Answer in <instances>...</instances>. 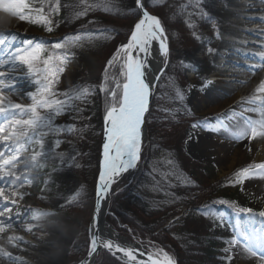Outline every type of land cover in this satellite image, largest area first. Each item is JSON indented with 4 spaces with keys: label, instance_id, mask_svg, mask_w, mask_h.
<instances>
[{
    "label": "snow or ice",
    "instance_id": "snow-or-ice-1",
    "mask_svg": "<svg viewBox=\"0 0 264 264\" xmlns=\"http://www.w3.org/2000/svg\"><path fill=\"white\" fill-rule=\"evenodd\" d=\"M201 2L202 0H197L198 5ZM134 3L133 11L138 19L130 30L127 42L120 44L107 60L99 87V91L105 94L106 142L103 144L96 208L89 227L87 257L80 261V264H96V258L102 253L121 260L122 264H176V260L162 248L150 253L98 234L101 201L108 198L117 178L136 168L141 159L142 128L146 122V114L149 113L152 96L149 61L153 57V44H158L155 51L163 57L165 66L170 56L168 34L161 18L147 10L145 0H134ZM61 8V0H36V3L32 0H0V13L3 14L0 15V235L15 228H22L35 235L34 229L42 230L43 226L27 223L29 219L41 221L58 215L55 212L30 208L25 209L23 213L17 211L13 214L12 208L31 195L29 192L20 191L36 178L30 177L28 173L34 169L41 170L50 162L65 164L64 154L57 155L55 151L60 147L61 140L55 139L51 144H46L47 137L50 134L58 136L64 132L72 133L76 129L74 125L67 128L56 126L55 118L66 111H78L76 102L87 101L96 91L89 87H80L64 93H58L56 90L60 75L67 70L71 62L70 56L75 55L69 50L91 43L95 38L94 33L86 31L66 36L52 45L53 50L60 51L51 53H48L46 45L42 42L27 40L23 42V46H15L13 40L8 39V34L13 31V21L43 25L46 31L52 32L53 16L58 14ZM72 10L73 19H80L95 10L106 13L118 11V6L115 0H78ZM199 14L212 19L203 9H199ZM108 31L99 30V34L108 39ZM260 47L264 48V44ZM212 51L209 49V52ZM252 55L259 57V63L250 66L251 70H264V50ZM21 66L34 77L37 85L35 91L27 93L31 99L28 104L18 103L11 96L19 82L18 74H22ZM212 83L211 80L206 81L205 87H210ZM177 95L181 93L178 91ZM60 96L63 98H59ZM240 104L248 105L244 112L256 113L257 118L245 116L244 112L236 113L235 109H232L227 116L219 114L215 118V124L206 117L203 121L192 124V128L204 127L211 132H219L222 129L228 131L234 143L247 141L245 147L251 152V142L264 139V79L258 83L251 96L241 98ZM221 116L224 118L221 119ZM236 116L243 117V120H236L231 126L225 124L224 120H235ZM25 153L30 155L26 156ZM69 159L74 161L76 157L71 156ZM253 178L264 179V160L253 161L235 170L227 178V184L235 187ZM48 183V180L44 181L45 185ZM184 183L194 182L185 179ZM80 197L81 192L76 191L60 208L78 204ZM216 203L228 205L237 215L246 214L251 225V230L243 226L235 227L232 237L225 241L227 246L222 251L226 264H233L237 260L240 264H264V228H256L253 224L257 216L264 218V209L257 212L251 207L238 206L236 202L227 199H219ZM179 219V216L176 217V220ZM49 223L66 230V226L58 220H49ZM260 223L264 224V219H261ZM4 238L12 248H20L22 244L39 247L22 235L8 234ZM36 239L42 240L43 237L36 236ZM0 257L8 259L10 264H22L21 257L15 256L8 248L0 247Z\"/></svg>",
    "mask_w": 264,
    "mask_h": 264
},
{
    "label": "rangeland",
    "instance_id": "rangeland-1",
    "mask_svg": "<svg viewBox=\"0 0 264 264\" xmlns=\"http://www.w3.org/2000/svg\"><path fill=\"white\" fill-rule=\"evenodd\" d=\"M32 2L36 3V0H32ZM145 2L147 10L151 14L160 17L163 21L168 34L170 56L167 65L165 66L164 64L163 71L156 82L155 90L149 105V113L146 114V136L144 147L141 152V159L135 171L132 172L130 179L124 181V183L114 185V190L108 202L109 207L106 214V222L114 228L116 233L128 239L131 243H141L144 247L146 246L148 251L155 252L156 249L162 247L153 243L151 239L154 235H157L160 231L158 237L161 236V233L169 227V224L176 221V217H182L192 208L190 205L187 208L185 206L179 207V215L175 216V219L172 218L168 221L164 227H161V230L155 232L156 234H152L149 239H140V229L143 227V224L140 220L141 218L139 219L138 217L142 215V213L137 210L138 204H132L130 199L127 202V207L123 211L121 205L119 207L114 206L112 200L115 198L113 196L118 191L133 183V178L139 166L141 164L142 166L146 164L147 166L145 168H147V170L145 172L148 171V176L150 175L151 177L158 178L159 182L161 180L166 181L164 178H166L165 176L167 175L177 178L173 181H167V183L164 182L166 185H185V179L194 182L188 183V185L192 184L193 187L197 189L195 194L192 196L189 195L188 197H179V199H177L180 200L179 203L182 202V199L192 202L193 205H196V209H198L197 212L199 213L194 217L193 221L190 220L191 224H189L191 226L189 225L188 228L190 234L183 238L182 241L189 242L192 238L190 236L193 235L191 232H195V230H201L203 234V225H208L211 220H208V218L206 219L207 215L201 210L210 205L217 209L218 213H216V216L210 213V215H214V222L212 221L211 223H215V225L212 230H209V234L211 233L210 235L217 240L220 238L226 241L234 234L235 227L243 226L251 230V225L248 223L249 217L246 214L237 215L231 207L228 205H221L216 203V201L219 199H227L230 202H236L238 206L251 207L257 212L264 209V188L259 186L258 178L247 180L243 185H237L235 187L227 184V178L230 177L235 170L256 161L262 150L255 151L251 145L252 151L249 152L247 147H245V145H247V143H245L246 141L237 143L241 145L242 152L238 163L232 171L226 174L221 172L220 164L217 158H215L216 156L211 155L212 148L205 144L203 139H200L197 132V130L202 132L207 129L204 127L192 128V124L203 121L206 118H200V121L197 122L191 120V117L195 115L198 116L199 114L190 103V95L192 92L194 93V85L191 79L192 75L186 70L185 64L182 63L181 60L177 61L174 59L177 50L197 49L203 43L200 38L193 39L195 29L197 30V28H200L203 20V16L199 14V9H202L201 3L198 5L197 0H145ZM157 4H159V6H154ZM0 15L3 14L0 13ZM133 20H135V17L129 20L120 19V17L113 19L109 18L108 21L114 26H123L125 30V27H130ZM11 27L13 31L8 34V39L13 40L15 46H23V42L27 40L42 42V39H56L63 35H54L52 32L46 31L43 25L30 24L27 22L14 21ZM196 37H199L197 32ZM211 43L215 46L217 42L212 41ZM113 47L114 44L104 49L99 47L97 55L93 57L90 55L88 59L84 58L81 62L74 56H70L71 62L68 64L67 70L60 75L59 82L56 85L58 93L69 92L76 88L83 87L81 83L84 76H87L88 73L95 76L100 75L103 63ZM100 49H102V52H100ZM21 73L22 74H18L19 82L16 85V91L13 92L11 96L12 99H18L21 103L28 104L31 103V99L28 97L27 93L35 91L37 85L34 82V77L28 74L26 68L23 66H21ZM228 80H230V78H228ZM230 82L233 84L235 83L233 81ZM178 91L181 95H177ZM59 98L62 99L63 96ZM104 101L105 99L103 100L105 105ZM92 102V96H90L87 101H77L78 111H66L55 118L54 124L56 126L67 128L68 126L74 125L76 129V131L72 133L64 132L58 136L50 134L47 137L46 144H51L55 139L61 140L60 147L55 151L57 155L60 153L64 154L65 164L60 165L58 161L50 162L45 168L41 170L34 169L31 173H28L27 175L30 177L36 178L32 180L31 184H27L24 188H21L20 191L29 192L31 195L26 196L23 200L18 202V206H13L12 208L13 214L17 211L23 213L25 209L29 208L44 210V208H49L47 204L48 200L54 201L51 209L47 211L58 213V215L49 217V219L53 220L56 218L61 224L66 226L67 232L62 256L60 257V264H80V262H76L78 260L77 257L85 253L83 250L84 231H87L88 241L90 239L89 227L96 207L99 172L102 170V150L100 152L101 155L99 154L101 156H99L100 160L97 162L98 157L95 160L97 164L94 166L93 164H87V161L90 162L92 159V150H88V155L87 149H84L80 143L91 145V148L95 146L94 138L96 136V128L91 130L89 139H86L78 132L80 126L77 122L89 121L90 116H88L87 112ZM245 107H248V105L240 106L236 109V112H244ZM244 115L254 117V113L251 112H244ZM207 118H209L213 124L216 123L215 117L207 116ZM223 118L224 117L221 119ZM224 122L227 123V119L224 120ZM220 132L221 131L217 133ZM189 137H191V139H189ZM146 152H149V161L145 159ZM25 154L30 155V153ZM71 156H75L76 159L74 161L70 160L69 158ZM179 160L184 166L182 168L184 169V173L181 169L183 176H180V171L178 169L180 166ZM169 161H171V163H169ZM142 168H144V166ZM95 176V187L92 188ZM45 180L49 181L47 185L44 184ZM42 188L44 191H41ZM76 191L81 192L79 203L64 209L60 208V205L64 204L66 200H69ZM156 191L157 190L153 188L146 187L145 190L141 191L142 197L140 195H138V197L143 199L141 201H151L150 198L155 200L159 195ZM141 201H139V203ZM171 203V201H168L167 205ZM261 219L264 218L257 216L253 221L256 228H264V224L260 223ZM30 222L31 219L27 221V223ZM134 232H136L137 237L134 235ZM37 233L36 230V234ZM6 234L8 235V233ZM9 234L22 235L32 243H36L37 241L33 234L27 233L22 228H15L11 230ZM40 234L43 233L40 232ZM172 238V240H166L168 241L166 243L168 249L173 253L162 249L176 260V264H181L174 255V252L177 250V244L174 243L175 238L173 236ZM21 247L24 246L21 245ZM86 257L87 254L84 259H86ZM99 258L100 257L96 258V263ZM22 264L30 263L27 262Z\"/></svg>",
    "mask_w": 264,
    "mask_h": 264
},
{
    "label": "bare ground",
    "instance_id": "bare-ground-1",
    "mask_svg": "<svg viewBox=\"0 0 264 264\" xmlns=\"http://www.w3.org/2000/svg\"><path fill=\"white\" fill-rule=\"evenodd\" d=\"M201 6L212 17V19H208V17L203 16L201 26L197 30L193 26L195 29L193 39L196 38L197 32L203 42L202 45L197 49L177 50L176 55H174V59L181 60L185 64L186 70L192 75L194 93L192 92L190 95V103L194 110L199 113L198 116L191 117V120L195 122L207 116L216 118L221 113L227 116L232 109L236 111L237 108L242 106L240 104L241 98L251 96L258 83L264 79V70L257 69L253 72L250 67L259 63V57L252 54L264 50L260 47L264 44V0H202ZM217 30L219 36H217ZM212 41L217 42L215 46L212 45ZM153 49V57L149 61L151 65L152 95L156 86L155 77L164 68L163 57L155 51L158 49V44L154 43ZM209 49L213 51L209 52ZM208 80L213 83L210 87H205V82ZM230 81L235 83L233 84ZM13 100L21 103L18 99ZM255 118H257L256 113H254L253 119ZM236 120L242 121L243 117L236 116L235 120L227 119L225 124L234 125ZM145 127L146 125H144ZM197 132L200 139H203L205 144L212 148L211 155L216 156L221 172L226 174L232 171L242 153L241 145L232 142L230 133L225 130H221L220 133L209 130H203L202 132L197 130ZM251 145L255 151L257 149L262 150L256 162L264 160V139L252 141ZM136 168L123 173L117 178L115 184H121L130 179ZM257 180L259 186L264 188V179L258 178ZM115 184L112 185L108 196L113 192ZM107 199L102 200L100 203L99 225L103 227V231L112 235L116 242L131 244L128 239L120 238L114 228L106 222L104 213L106 212L105 202ZM53 202V200H48L49 208H44V211L51 209ZM49 220L51 219L31 220L30 222L44 227H42V230L34 229L35 237H43L42 240L32 243L39 245V247L22 244L24 247L12 248L4 238L7 234L0 235V247L8 248L15 256L21 257L22 263L60 264L67 232L52 226ZM104 220L105 223H103ZM40 232L43 234H40ZM132 245L134 248H142L150 252L141 243H132ZM7 261L9 260L0 257V264L10 263V261ZM233 264H240V261H234Z\"/></svg>",
    "mask_w": 264,
    "mask_h": 264
},
{
    "label": "trees",
    "instance_id": "trees-1",
    "mask_svg": "<svg viewBox=\"0 0 264 264\" xmlns=\"http://www.w3.org/2000/svg\"><path fill=\"white\" fill-rule=\"evenodd\" d=\"M77 3L78 0H61L62 8L58 14L53 16L54 24L52 33L54 35H63L57 37L56 39H42V43L46 45L48 53H51L53 51L59 52L60 50L52 49V45H54L56 42L63 40V38L66 36H73L78 33L90 31L95 34V38L91 41V43L85 44L84 47H75L69 50L70 52L75 53L74 57L80 62L84 58L88 59L90 55L92 57L94 55H97V53L99 52V47H102L104 49L107 47H111V45L114 44L113 49L110 51V54H108L107 59L103 63V66L101 68L102 72L100 73V75L95 76L88 73L87 76H84V79L81 83L83 87L89 86V88L96 90L95 94L92 95V105L89 107V110L87 112L88 116H90L89 121L77 122L80 126L78 128V132H80V135L86 139H89L91 130H93V128H96V136L94 138L95 146H92L91 148V145L80 143V145L84 149H87L88 155V150H92V159L90 158L91 161H87V164H93L94 166L95 164H97L95 161L97 157V162L100 160V152L102 150L103 142V124L106 105H104L103 103L105 94L99 91V87L102 82L103 69L107 60L111 58L117 47L120 44L127 42L130 30L132 29L135 20L138 19V16L133 11L135 8L134 0H115L116 5L118 6V11L106 13L100 10H95L90 12L87 17L73 19L72 6ZM118 15L120 19L129 20L135 17V20L132 21L130 27H125L124 30L123 26H114L108 21L109 18H119ZM89 21H94V23H90ZM103 29L109 30L106 35L110 38L106 39L103 35L99 34V30ZM98 44H101L102 46H99ZM100 52H102V49H100ZM145 157V159L149 161V152L145 153ZM179 164L180 166L178 169L180 171V176H183V174L181 173V169L184 166L181 164L180 160ZM143 166L144 168H142ZM143 166L142 164L139 166V169L133 178V183L127 185L128 187L118 191L113 196L115 198L112 200L113 205L117 207L121 205V209L123 211L127 207V202L130 199V202H132V204H138L137 210L142 213V215H139L138 217L139 219L141 218L140 220L143 224V227H141L140 229L139 238L142 240H145L147 238L149 239L152 234H156L155 232L161 230V227H164L168 221L179 215V207L185 206L187 208L190 205L192 206V208H190L182 217H180L179 220L170 223L169 227H167L166 230L161 233V236L158 237V233H160L159 231L157 235H154L153 238L151 237V240L153 241V243L157 244L159 247H162L164 250L173 253L170 249H168L166 243L169 240H172L173 236L175 238L174 243L177 244V250L174 252V255L177 257L178 261H180L179 263L181 264H226V261L223 259L224 253L222 251V249L227 246L225 244V240L220 238H218L217 240L212 235H210L211 233L209 234V230H212L214 228L215 223L213 224L211 222L214 220L213 217L214 215L216 216L218 210L211 205L203 208L201 211L205 214L207 213L206 219L208 218V220H211V222L206 226L203 225V234L201 230H195V232H191L193 235L190 236L192 238L189 242L182 241L183 238L187 237L190 234L188 232L189 225L191 224L190 220L193 221L194 217H196L199 213L197 212L198 209H196V205H193L192 202L182 199V202L179 203L180 200L177 199L183 196H192L195 194L197 189H195L192 184H175L173 186L166 185L164 184V182L167 183V181H173L177 178L167 175L165 176L166 178H164L166 181L160 179L161 181L159 182L158 178L151 177L150 175L148 176V171L145 172L147 170V168H145L147 165L143 164ZM182 170V172L184 173V169ZM96 176L93 180L92 188L95 187ZM146 187L157 190L156 192L159 195L155 200L153 198H150L151 201H141L143 200L141 198V191L145 190ZM138 195H140L141 197H138ZM139 201H141V204L139 203ZM168 201H171L172 203L170 205H167ZM210 213H213L214 215H210ZM84 233L85 236L83 241V250L85 251V253L80 257H77L78 260L76 263L82 261V259H84L85 255L87 254L89 241L87 237V231H84ZM134 233V235L137 237L136 232ZM96 264H122V262L115 257H111L102 253Z\"/></svg>",
    "mask_w": 264,
    "mask_h": 264
},
{
    "label": "water",
    "instance_id": "water-1",
    "mask_svg": "<svg viewBox=\"0 0 264 264\" xmlns=\"http://www.w3.org/2000/svg\"><path fill=\"white\" fill-rule=\"evenodd\" d=\"M163 71V69L160 71V73L157 75L158 77L160 76L161 72ZM156 76V77H157ZM155 77V84L156 82L158 81V79H156ZM151 99L152 97H150V102H151ZM150 105V103H149ZM145 125V124H144ZM144 125H143V128H142V150H143V147H144V140H145V136H146V133H145V128H144ZM106 142V123H104V135H103V144ZM142 152V151H141ZM102 160H103V145H102ZM98 184H99V180H98ZM112 194V193H111ZM97 197H98V192H97V196H96V200H97ZM109 199H110V196H108V199L106 200L105 204H106V212L104 213V215L107 214V211H108V202H109ZM96 208V207H95ZM181 216V215H180ZM92 219H93V216H92ZM175 219V218H174ZM173 219V220H174ZM105 223V220L104 222ZM107 224V223H106ZM99 227V235H101L103 238H113L112 235H110L108 232H105L103 231V227L101 225H98ZM120 238H124L123 236H121L120 234L116 233ZM125 239V238H124ZM131 243V242H130ZM123 245H126V246H133L132 243L129 244L128 242H125ZM144 247V246H143ZM119 260V259H118ZM121 261V260H120ZM122 262V261H121Z\"/></svg>",
    "mask_w": 264,
    "mask_h": 264
}]
</instances>
